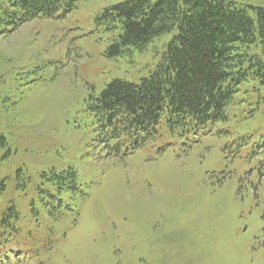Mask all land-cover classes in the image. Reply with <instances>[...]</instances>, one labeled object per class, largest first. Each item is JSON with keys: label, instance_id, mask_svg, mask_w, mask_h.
I'll list each match as a JSON object with an SVG mask.
<instances>
[{"label": "rangeland", "instance_id": "1", "mask_svg": "<svg viewBox=\"0 0 264 264\" xmlns=\"http://www.w3.org/2000/svg\"><path fill=\"white\" fill-rule=\"evenodd\" d=\"M125 1L18 25L0 0V264H264V78L196 135L112 133L91 98L139 84L176 34L109 57L97 18ZM68 168L76 186L58 193L50 173Z\"/></svg>", "mask_w": 264, "mask_h": 264}, {"label": "trees", "instance_id": "2", "mask_svg": "<svg viewBox=\"0 0 264 264\" xmlns=\"http://www.w3.org/2000/svg\"><path fill=\"white\" fill-rule=\"evenodd\" d=\"M77 1L9 0L7 15L18 25L51 19ZM97 21L114 34L111 58L176 32L156 70L139 84L114 80L91 98L90 110L118 136L146 143L160 126L180 137L196 135L225 118L243 82L264 78V8L231 0H129L104 9ZM5 146L0 137V152ZM50 175L58 193L76 186L72 168ZM4 188L0 179V193Z\"/></svg>", "mask_w": 264, "mask_h": 264}]
</instances>
